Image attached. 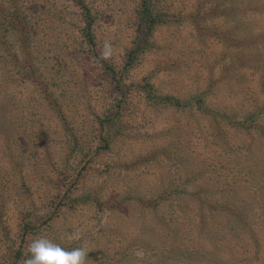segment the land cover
Listing matches in <instances>:
<instances>
[{"label": "rangeland", "instance_id": "rangeland-1", "mask_svg": "<svg viewBox=\"0 0 264 264\" xmlns=\"http://www.w3.org/2000/svg\"><path fill=\"white\" fill-rule=\"evenodd\" d=\"M83 1L94 49L76 0H0V264L22 236L87 264H264V0H153L128 69L142 1Z\"/></svg>", "mask_w": 264, "mask_h": 264}, {"label": "trees", "instance_id": "trees-1", "mask_svg": "<svg viewBox=\"0 0 264 264\" xmlns=\"http://www.w3.org/2000/svg\"><path fill=\"white\" fill-rule=\"evenodd\" d=\"M77 3L82 7L84 11V27H83V33L84 37L86 39V42L88 46L91 49H94L96 47V37L94 34V17L91 14L90 8L84 3L83 0H76ZM141 9H140V23H139V30H138V36L135 39V45L127 52V62L125 69H128L133 65V63L136 61L139 53L142 51L144 47L147 45V41L149 36L152 35L154 29L162 24L164 22V16L162 12L159 11H154V1L153 0H141ZM16 7V5H15ZM16 8L12 12H14ZM17 11V10H16ZM4 10L2 9V14ZM11 12V13H12ZM141 32V33H140ZM143 32V33H142ZM104 68L106 72L111 76V79L114 82V86L116 88V91L118 92L119 98H118V107H121V104L123 100L125 99L127 95V89L128 87H125L123 84V73L119 72V70H116L112 65H110L107 62H104ZM139 88L141 91L145 93V96L147 100L154 105H173L175 107L183 108L188 105H191V102H182L181 100L175 99L172 96L169 95H161L156 92L154 86L150 82H144L143 84H140ZM195 103L198 105L199 109L204 110L205 112L209 113L211 109L204 105V98L202 95H198L195 99ZM110 119H102L101 123L102 125H105L106 122H109ZM233 127L235 128H245L247 127L244 121H236L233 122ZM249 126L247 127V129ZM105 141L106 147H109V143L106 140V138H103ZM224 209V215H227V212H230L234 214L233 209H231L229 206H226L223 208ZM237 216L239 214L236 213ZM231 217H235L234 215H231ZM242 221V220H241ZM244 222V220H243ZM23 231L26 233L28 231H35L37 229V226L32 225L30 222H25L23 226ZM234 232L236 231L235 227L233 226L232 228ZM231 229V231H232ZM24 242L25 238L22 236L18 249L16 251V255L13 261V264H17L18 261L23 258L27 257L26 253H23L24 251Z\"/></svg>", "mask_w": 264, "mask_h": 264}, {"label": "clouds", "instance_id": "clouds-1", "mask_svg": "<svg viewBox=\"0 0 264 264\" xmlns=\"http://www.w3.org/2000/svg\"><path fill=\"white\" fill-rule=\"evenodd\" d=\"M88 249L71 250L46 236L33 239L28 246L24 264H87Z\"/></svg>", "mask_w": 264, "mask_h": 264}]
</instances>
